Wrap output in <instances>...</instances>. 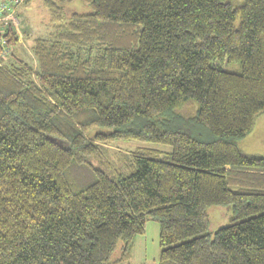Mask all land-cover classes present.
<instances>
[{
  "label": "trees",
  "instance_id": "16d2710c",
  "mask_svg": "<svg viewBox=\"0 0 264 264\" xmlns=\"http://www.w3.org/2000/svg\"><path fill=\"white\" fill-rule=\"evenodd\" d=\"M72 1L43 4L55 22ZM81 1L35 65L0 57V264H129L147 222L157 264H264V156L239 148L264 114V0ZM121 140L171 151L112 176ZM210 207L231 224L211 231Z\"/></svg>",
  "mask_w": 264,
  "mask_h": 264
},
{
  "label": "rangeland",
  "instance_id": "374dc122",
  "mask_svg": "<svg viewBox=\"0 0 264 264\" xmlns=\"http://www.w3.org/2000/svg\"><path fill=\"white\" fill-rule=\"evenodd\" d=\"M8 0H0V3ZM232 6H239L241 0H227ZM18 7L10 11L8 20L18 33V41L14 45L3 47L0 51V57L3 62L12 61L13 53L16 57L35 65L31 47L37 38H47L52 34L56 25L63 24L71 13L87 14L91 12L88 5L81 0H73L67 4L62 12V19L52 20L50 13L43 4V0H25L18 3ZM4 21L0 22L1 24ZM1 29V28H0ZM2 63V62H0ZM218 69L232 73H240L241 65L238 62H229L226 58L212 63ZM203 138L209 137V132L201 131ZM240 150L248 155L264 156V114L259 115L254 123L252 131L239 142ZM105 159L111 163L112 176H127L131 174L135 167L134 161L130 155L133 153H155L160 157H165L171 151L170 146L160 145L135 140L116 141L111 145L102 147ZM210 220V230L215 231L220 227L230 225L232 222V211L230 207H210L207 209ZM143 240L144 260L138 261L136 257L129 260V264H157L158 247V226L155 222H147L144 233L136 238ZM119 248L114 257L117 256ZM127 264V263H126Z\"/></svg>",
  "mask_w": 264,
  "mask_h": 264
},
{
  "label": "built area",
  "instance_id": "2783aa9c",
  "mask_svg": "<svg viewBox=\"0 0 264 264\" xmlns=\"http://www.w3.org/2000/svg\"><path fill=\"white\" fill-rule=\"evenodd\" d=\"M20 1L22 2V0H10L7 2L0 3V22L4 21L3 24L8 23V20H4V19L8 18L7 16L10 13V11H13L14 13V10L16 9V7H18L19 5L18 3ZM1 30L2 29H0V32ZM0 43L2 44L1 37H0Z\"/></svg>",
  "mask_w": 264,
  "mask_h": 264
},
{
  "label": "crops",
  "instance_id": "0c3cea01",
  "mask_svg": "<svg viewBox=\"0 0 264 264\" xmlns=\"http://www.w3.org/2000/svg\"><path fill=\"white\" fill-rule=\"evenodd\" d=\"M144 244L143 240L139 237L135 239L133 257H136L138 261L144 260Z\"/></svg>",
  "mask_w": 264,
  "mask_h": 264
}]
</instances>
